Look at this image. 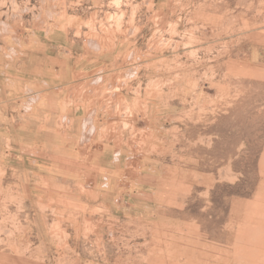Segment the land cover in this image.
Segmentation results:
<instances>
[{"label": "rangeland", "instance_id": "rangeland-1", "mask_svg": "<svg viewBox=\"0 0 264 264\" xmlns=\"http://www.w3.org/2000/svg\"><path fill=\"white\" fill-rule=\"evenodd\" d=\"M0 64V264H264V0H0Z\"/></svg>", "mask_w": 264, "mask_h": 264}, {"label": "crops", "instance_id": "crops-1", "mask_svg": "<svg viewBox=\"0 0 264 264\" xmlns=\"http://www.w3.org/2000/svg\"><path fill=\"white\" fill-rule=\"evenodd\" d=\"M22 38H19V39H15L16 40V45L19 47V48H22L23 49V45L24 43L26 42H21ZM4 42H7V41H4ZM10 48V47H9ZM14 49V48H12ZM11 49V50H12ZM10 50V51H11ZM13 51H11L12 53ZM15 53V52H13ZM21 53V52H20ZM21 55H24L23 52L21 53ZM9 57H11V59L13 60V56L12 54H9ZM8 65V64H7ZM1 66V64H0ZM8 66H5V67H2L1 68H7ZM0 74L2 75V80H0V82L2 83V86H3V89H9L11 90L12 88L15 87L16 83L15 81L13 80V78L9 75V74H6L4 71H0ZM43 85L46 86V87H49V83L47 81H44L43 82ZM52 87V86H51ZM55 87V86H54ZM1 88V87H0ZM57 88V86H56ZM28 94H31V95H28ZM34 95H36V101L39 100V97H40V90H38L37 88H34V86L28 84V83H24L23 86H22V95H28L29 97H27V99H29L30 97H32ZM56 100H54V103H55ZM57 106L56 104H53V106ZM67 116H69L68 118L72 117L71 115L67 114ZM67 120V119H66ZM68 121V120H67ZM84 126V125H83ZM83 126H81L83 128ZM85 129V128H84ZM92 130V128H91ZM86 131V130H85ZM107 184V182L105 183Z\"/></svg>", "mask_w": 264, "mask_h": 264}]
</instances>
